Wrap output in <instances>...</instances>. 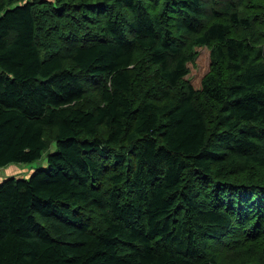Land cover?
Instances as JSON below:
<instances>
[{"label": "trees", "instance_id": "obj_1", "mask_svg": "<svg viewBox=\"0 0 264 264\" xmlns=\"http://www.w3.org/2000/svg\"><path fill=\"white\" fill-rule=\"evenodd\" d=\"M52 143L0 264H264V0H0V169Z\"/></svg>", "mask_w": 264, "mask_h": 264}, {"label": "rangeland", "instance_id": "obj_2", "mask_svg": "<svg viewBox=\"0 0 264 264\" xmlns=\"http://www.w3.org/2000/svg\"><path fill=\"white\" fill-rule=\"evenodd\" d=\"M74 16L78 18V15H74ZM64 21L65 19L63 20L62 23H64ZM88 35L89 33H85L84 39L82 38L80 39L83 41L79 43H85L87 39H90ZM70 42H74V40L72 39ZM195 51L197 54L196 59L192 64L188 65L189 73L185 78V80L194 89H199L201 86V80L209 69V52L207 48H197ZM87 107L90 108V106ZM48 140H51L50 136L48 137ZM55 149H56L55 144L52 143L49 147V151L42 156V160L40 162H36L32 164L11 165L7 168L0 169V183L4 179L12 176L16 178H28L34 171L40 170L41 167H45L46 156L48 154L53 153Z\"/></svg>", "mask_w": 264, "mask_h": 264}, {"label": "bare ground", "instance_id": "obj_3", "mask_svg": "<svg viewBox=\"0 0 264 264\" xmlns=\"http://www.w3.org/2000/svg\"><path fill=\"white\" fill-rule=\"evenodd\" d=\"M238 65V64H237ZM37 70V69H36ZM38 71V70H37ZM151 74H153V73H151ZM246 74V73H245ZM243 77V76H242ZM241 78V77H240ZM110 84V83H109ZM18 88V87H17ZM174 91V90H173ZM99 106V105H98ZM221 115V114H220ZM107 150V149H106ZM240 237V236H239Z\"/></svg>", "mask_w": 264, "mask_h": 264}]
</instances>
